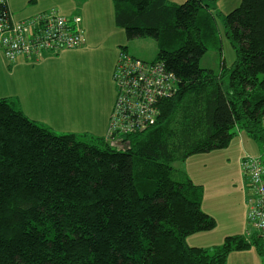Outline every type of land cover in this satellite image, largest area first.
I'll return each mask as SVG.
<instances>
[{"label": "trees", "instance_id": "obj_1", "mask_svg": "<svg viewBox=\"0 0 264 264\" xmlns=\"http://www.w3.org/2000/svg\"><path fill=\"white\" fill-rule=\"evenodd\" d=\"M113 2L129 41L157 42L153 62L178 77L177 92L125 150L58 134L0 98V264H228L252 249L264 259L254 230L211 249L187 244L217 221L202 209L204 185L173 166L229 148L238 129L264 147V0L222 16L237 58L220 71L200 65L210 50L223 57L217 14L203 0ZM0 17L25 19L10 0H0Z\"/></svg>", "mask_w": 264, "mask_h": 264}, {"label": "rangeland", "instance_id": "obj_2", "mask_svg": "<svg viewBox=\"0 0 264 264\" xmlns=\"http://www.w3.org/2000/svg\"><path fill=\"white\" fill-rule=\"evenodd\" d=\"M186 1L169 0L175 4ZM203 1L217 14L223 57L218 51L210 50L200 65L220 71L223 60L231 66L237 58L235 49L225 35L221 18L238 8L242 0ZM10 3L19 18L30 19L56 10L61 16L79 15L83 19L88 44L60 53L44 63L42 61L38 64L43 63L40 67L23 66L21 70L14 72L0 51V98L20 96L19 101L11 98L17 100L15 108H19L29 119L42 125H45L44 120L37 119L42 115L43 108L32 103L30 98L22 97L26 91L38 93L47 105H50V100L56 102V105L51 104L56 108L78 111L80 106H94L108 121L117 97L113 75L122 48H127L138 58L147 61L153 60L158 52L154 39L136 38L129 41L125 31L116 27L113 0H10ZM114 53H117L116 59ZM20 60L26 59L18 61ZM30 70L35 71L29 74ZM43 116H46L49 123V115L44 113ZM106 124L103 125L104 130ZM236 132L229 148L209 155L195 156L190 163L191 166L195 164L196 175H200L199 178L195 176L196 180L190 177L196 183L204 185L205 200L202 209L217 221L214 230L189 236L187 244L191 247L211 249L222 245L227 236H247L252 231L247 220L249 183L242 172L241 161L246 154L264 157V147L246 132L239 129ZM104 134L103 132L96 137H103ZM173 166L178 171L183 169L182 162H175ZM184 170L189 171L185 167ZM228 264H264V259L252 249L233 253Z\"/></svg>", "mask_w": 264, "mask_h": 264}, {"label": "built area", "instance_id": "obj_3", "mask_svg": "<svg viewBox=\"0 0 264 264\" xmlns=\"http://www.w3.org/2000/svg\"><path fill=\"white\" fill-rule=\"evenodd\" d=\"M85 42L80 17H64L56 10L20 23L0 17V50L11 65L19 59L37 60L46 53H62L82 47ZM17 62V63H16ZM178 77L161 62H146L121 50L113 82L116 101L105 135L112 148L125 150L130 135L155 125L160 103L174 96ZM264 161L246 154L241 169L250 192L248 221L252 230L264 237Z\"/></svg>", "mask_w": 264, "mask_h": 264}, {"label": "crops", "instance_id": "obj_4", "mask_svg": "<svg viewBox=\"0 0 264 264\" xmlns=\"http://www.w3.org/2000/svg\"><path fill=\"white\" fill-rule=\"evenodd\" d=\"M82 29H83V31H85L84 26H83V19H82ZM84 36H85V42H84V45H85V44H88V40L86 38V32H85ZM73 50H75V49H73ZM67 51H70V50H67ZM64 52H66V51H64ZM128 52L131 55L137 57L136 55L131 53L129 50H128ZM59 54L60 53H46V54L40 56L37 60H34V61L20 60V61H18L17 64L11 65L10 67L13 68L12 70L14 72L21 70L23 66L31 67V68H34V67L37 68V67H40L46 60L56 58V56ZM114 54H115V59H116L117 53H114ZM118 57H119V55H118ZM143 60H145V59H143ZM153 60H151V61H153ZM42 61H43V63L41 65H38ZM34 71L35 70H30L29 74L34 72ZM33 87H35V85ZM18 97H20V96L11 97V98H15L18 100ZM22 97L30 98L32 100V103L37 104L43 108L42 115H40L39 119H37V120H44L43 123L45 124V126L53 129L58 134L76 133L79 135L87 134V135L96 137V136H101L98 134H101L104 132L105 134L103 137H105V135H106L111 113L109 115L108 121H106L105 118H103V116L100 114V112L98 110L94 109V106H92V108L88 105L85 108L83 106H80L78 111L77 110L73 111L71 109H64V108H59V107L56 108L55 106L51 105V104L56 105V102H54L52 100H50V105L45 104L44 101L42 100V98L36 92L30 93V92L26 91V94L22 95ZM15 99H13V100L17 102V100H15ZM44 113H47L49 115V123L45 119L46 116H43ZM106 122H107V124H106ZM104 124H106L105 130L103 129ZM242 143H243V141H242ZM194 159H195V157L192 159H189L188 161L183 163V169L182 170L185 171L184 167H185V169H188L189 171H185V172L189 176L193 177L194 180H196L195 176H196V178H197V176L199 178L200 175H198V174L196 175V171L194 168L195 164L192 166L190 165L191 161Z\"/></svg>", "mask_w": 264, "mask_h": 264}]
</instances>
